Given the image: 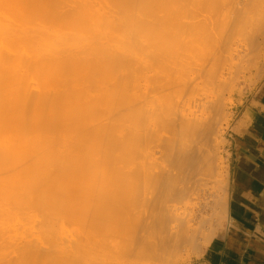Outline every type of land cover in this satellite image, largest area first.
<instances>
[{"label":"bare ground","instance_id":"obj_1","mask_svg":"<svg viewBox=\"0 0 264 264\" xmlns=\"http://www.w3.org/2000/svg\"><path fill=\"white\" fill-rule=\"evenodd\" d=\"M169 1L0 0V264H79L89 249L93 264H163L167 250L192 242L190 212L213 168L217 116L209 128L204 112L220 105L219 95L202 93L226 87L231 77L217 81L223 70L231 76L241 58L248 66L257 57L264 0H180L174 23L187 32L179 35L171 80L172 67L157 51H137L139 42L153 40L141 34L151 19L142 12ZM233 35L247 45L235 44L229 68L224 46ZM141 62L151 69L142 72ZM130 71L146 73L135 99L127 90ZM197 87L203 90L193 96ZM135 142L140 158L155 164L131 188L144 183L151 191L128 226V246L113 258L115 236L104 240L94 229L101 223L120 235L127 228L108 209H92L115 200L95 186L107 189L111 155ZM63 217L74 238H63ZM86 222L97 235L92 243L80 242L77 228L86 231Z\"/></svg>","mask_w":264,"mask_h":264},{"label":"rangeland","instance_id":"obj_2","mask_svg":"<svg viewBox=\"0 0 264 264\" xmlns=\"http://www.w3.org/2000/svg\"><path fill=\"white\" fill-rule=\"evenodd\" d=\"M180 0H170L169 5H161L158 7L156 12L146 11L142 12L143 16L150 17L151 19L144 21L141 28V34H150L152 37V41L150 43L141 44L139 42L138 46L142 48H137L139 50L144 51V57L147 56L146 51H154L158 52L159 55V62H164L165 59L166 63L170 67H172V75H169L168 80H171L176 72L173 70L175 66V60L178 56V47H179V35H183L187 32V29H177L175 26V15H176V8L177 3ZM197 2H211V0H196ZM174 4V5H173ZM230 39V38H229ZM232 40V41H231ZM230 43L224 46V63L225 67H229L232 65V57H234L235 50L233 49L237 46L235 44L240 45L238 48L242 49V46L245 48L247 42L245 39L241 38L239 35H233L231 38ZM258 40L260 41V45L257 47V57L253 60L251 65L246 64L243 58L242 65L237 68H234L231 71V76L229 72L223 70V74H221L217 81L223 82L224 80L231 77L226 87H212L209 88L208 91L202 93L208 96L209 99L211 97H216L215 95L220 96V105L217 108H206V112H204V118H206L207 125L209 128L212 116L215 114L217 116V120L214 124V132L211 136V142L214 144L213 151L211 152V159H212V170H210L203 178L202 187H203V194L200 193V199L196 201L195 206L193 205L191 212L189 211L191 208H186V211L189 213H193V222L190 221L189 233L192 234V242L189 241L179 247V249L174 248L172 252L170 250L164 251L167 252L164 254V262L163 264H190L192 259L199 255L206 244L210 241V239L217 234V232L223 228L224 224L226 223V190H227V158L225 156V144H226V136L231 128V122L235 117L236 111L239 108V103L247 96L250 91H253L254 88L258 85V83L264 77V36H259ZM235 48V49H236ZM151 49V50H150ZM244 51V49H243ZM253 53H255L253 51ZM241 56V57H242ZM204 58V57H202ZM246 58V57H245ZM240 59V60H241ZM146 60H144L145 62ZM237 59H234L236 62ZM223 62V61H222ZM223 63V64H224ZM230 68V67H229ZM150 70L148 65H145L141 62V71ZM139 70V69H138ZM226 71V72H225ZM234 71V72H233ZM236 72V73H235ZM145 74L143 77H140L141 73L136 74L131 72L127 76V90L129 91V97L131 99H135L139 94L138 83L139 81L146 82ZM236 74V75H234ZM224 75V76H223ZM168 76V75H167ZM222 76V77H221ZM221 77V79H220ZM233 78V79H232ZM216 81V83H218ZM221 82V83H222ZM222 85V84H221ZM203 87L195 88L193 92V96H197ZM174 89V88H173ZM221 89H223L221 91ZM172 90V89H171ZM173 91V90H172ZM209 91H213L209 92ZM176 92V91H173ZM215 95H212V94ZM200 94L203 97L204 95ZM177 97V93L171 94ZM139 112L138 110L135 112L136 121L139 122ZM209 117V118H208ZM208 118V119H207ZM141 119V118H140ZM137 122V123H138ZM137 149V150H136ZM137 151V152H136ZM111 167L107 172L109 176L110 183L107 189L97 190V186L95 189V193L98 194L99 192L105 193L108 192L113 199L112 202L108 205L105 203L93 204L92 209L97 208L98 210L108 209L109 213L113 212V217L120 218L119 220H124V224L126 225L125 234H111L109 231H105L104 228H101L98 222L95 219V225L97 228V233L99 232L98 229L101 230V238L104 240L108 236H115V239L111 237V248L110 254L114 258L115 255L119 252V246L122 245L123 250L128 246L130 232L128 230V226L133 224V222L139 217V211L143 206V202L146 199L147 195H149L148 191H151V186L145 187L144 183L139 185V183L134 184L133 188L131 185L133 183V179L139 175V173L145 168H152L155 164V161L151 157H144L143 159L140 158L138 154V145L137 142L134 143V147L131 149V146L127 144V149L121 155H111ZM93 188V187H92ZM102 188V186H101ZM140 191V192H139ZM94 192V191H93ZM205 197V198H204ZM204 199V200H203ZM204 201V202H203ZM206 201V202H205ZM97 203V202H95ZM202 203V204H201ZM83 207V204H78V207ZM200 206V207H199ZM224 206V207H223ZM199 208V209H198ZM185 211V212H186ZM197 211V212H196ZM186 212V213H187ZM195 212V213H194ZM200 214V215H199ZM202 215V216H201ZM195 217V218H194ZM198 217V218H197ZM86 219V218H85ZM90 219V218H89ZM86 219L90 223L91 219ZM104 221V220H103ZM86 222V223H88ZM195 222V223H194ZM89 223L87 224V230L84 231V225L81 228H77L79 234L81 235L80 242H85L84 239L89 240L91 239V243L95 241L97 238L96 233L91 230ZM94 223V222H92ZM91 223V226H92ZM93 232L89 231V228ZM71 229L69 222L66 220L65 217L62 218V236L63 238H74L76 236V230ZM85 233H82V232ZM87 231L91 232L92 235L89 234L87 236ZM195 231V232H194ZM199 231V233H198ZM197 232V233H196ZM98 233V234H100ZM195 233V234H194ZM86 237H85V236ZM84 236V237H83ZM91 236V237H90ZM10 237V236H9ZM88 237V238H87ZM84 238V239H83ZM110 240V239H109ZM90 241V240H89ZM191 242V243H190ZM182 247V248H181ZM90 252L82 253L79 255L78 263L79 264H93L94 254L89 249ZM81 257V258H80ZM86 262H85V261Z\"/></svg>","mask_w":264,"mask_h":264},{"label":"crops","instance_id":"obj_3","mask_svg":"<svg viewBox=\"0 0 264 264\" xmlns=\"http://www.w3.org/2000/svg\"><path fill=\"white\" fill-rule=\"evenodd\" d=\"M226 223L190 264H264V77L226 136Z\"/></svg>","mask_w":264,"mask_h":264}]
</instances>
